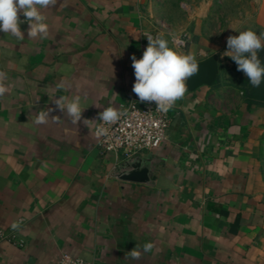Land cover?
<instances>
[{
	"label": "crops",
	"instance_id": "0c3cea01",
	"mask_svg": "<svg viewBox=\"0 0 264 264\" xmlns=\"http://www.w3.org/2000/svg\"><path fill=\"white\" fill-rule=\"evenodd\" d=\"M44 14L45 39L28 40L26 23L21 42L0 31V227L23 241H0V264H264L261 103L222 56L236 31H264V0H58ZM145 32L185 36L199 72L168 111L167 140L132 156L149 155L137 169L148 180L131 181L113 174L124 157L101 152L95 125L59 110L33 120L61 95H81L89 120L139 100L131 57ZM145 243L140 261L125 258Z\"/></svg>",
	"mask_w": 264,
	"mask_h": 264
},
{
	"label": "clouds",
	"instance_id": "9594fccd",
	"mask_svg": "<svg viewBox=\"0 0 264 264\" xmlns=\"http://www.w3.org/2000/svg\"><path fill=\"white\" fill-rule=\"evenodd\" d=\"M57 4L58 0H0V31L21 42L25 40V32L21 30L20 25L26 23L28 40L45 39L48 36L49 25L44 13ZM21 16L24 17L23 20ZM236 32L239 34L227 37V47L222 56L234 61L237 70L244 73L251 86L258 88L264 83V61L260 57V53L264 51V31L257 34L253 29L247 28ZM144 36L148 44L142 57L139 59L135 55L131 57L135 75L132 92L140 102H154L157 111L167 113L178 100L185 97L188 91L186 82L199 72V61L195 54L183 52L175 46L177 37L173 32L167 34L171 40L163 33L155 36L145 33ZM7 80L8 74L0 70V98L9 91L5 83ZM59 87L62 88L63 85ZM52 102L56 106L55 109H40L33 120L35 125H46L50 120L59 122L60 116L50 115L51 112L59 110L75 126L80 122L88 128L95 125L94 135L101 138L109 135L108 126L126 115V112L116 107L113 101H109V106L103 107L97 118L85 119L82 114L86 108L82 106L81 95L72 97L61 95L54 97ZM13 228H18V225L13 224ZM152 248V243L136 245L134 249L125 253V258L140 261L143 254L150 252Z\"/></svg>",
	"mask_w": 264,
	"mask_h": 264
},
{
	"label": "built area",
	"instance_id": "2783aa9c",
	"mask_svg": "<svg viewBox=\"0 0 264 264\" xmlns=\"http://www.w3.org/2000/svg\"><path fill=\"white\" fill-rule=\"evenodd\" d=\"M145 33H150L153 36L157 35V33ZM176 37L175 46L179 50H184L187 45V38L183 35H176ZM144 39L147 41L146 36H144ZM120 109L125 111L126 115L121 117L115 124L108 126L110 131L107 137L97 138L101 152L120 154L124 158H128L154 149L167 140L168 112L161 113L157 111L154 102L147 103L131 99L127 103L121 104ZM4 240L20 246L23 244V241L14 234L5 233L0 227V241ZM61 264L92 263L84 259L65 256Z\"/></svg>",
	"mask_w": 264,
	"mask_h": 264
},
{
	"label": "water",
	"instance_id": "95a60500",
	"mask_svg": "<svg viewBox=\"0 0 264 264\" xmlns=\"http://www.w3.org/2000/svg\"><path fill=\"white\" fill-rule=\"evenodd\" d=\"M148 159L149 155H146L144 157L124 158L120 163L116 165L113 174H115L116 177L124 180L147 181V177L141 178V175L145 173V171L139 172L137 169H143V164L147 165L148 168Z\"/></svg>",
	"mask_w": 264,
	"mask_h": 264
},
{
	"label": "trees",
	"instance_id": "16d2710c",
	"mask_svg": "<svg viewBox=\"0 0 264 264\" xmlns=\"http://www.w3.org/2000/svg\"><path fill=\"white\" fill-rule=\"evenodd\" d=\"M260 57L261 60L264 61V51L260 53ZM232 68L237 73L239 88L242 90L248 105L264 103V83H262L260 87L255 88L248 82L244 73L237 70V65L234 61Z\"/></svg>",
	"mask_w": 264,
	"mask_h": 264
},
{
	"label": "rangeland",
	"instance_id": "374dc122",
	"mask_svg": "<svg viewBox=\"0 0 264 264\" xmlns=\"http://www.w3.org/2000/svg\"><path fill=\"white\" fill-rule=\"evenodd\" d=\"M258 113H259V119L261 122H263V127H264V103L259 104ZM263 139H264V134H263ZM263 144H264V141H263Z\"/></svg>",
	"mask_w": 264,
	"mask_h": 264
}]
</instances>
